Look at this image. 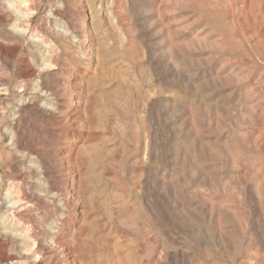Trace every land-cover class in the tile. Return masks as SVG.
Segmentation results:
<instances>
[{"label":"rangeland","instance_id":"374dc122","mask_svg":"<svg viewBox=\"0 0 264 264\" xmlns=\"http://www.w3.org/2000/svg\"><path fill=\"white\" fill-rule=\"evenodd\" d=\"M61 3L0 0V212L17 182L65 264H264V0Z\"/></svg>","mask_w":264,"mask_h":264},{"label":"bare ground","instance_id":"6f19581e","mask_svg":"<svg viewBox=\"0 0 264 264\" xmlns=\"http://www.w3.org/2000/svg\"><path fill=\"white\" fill-rule=\"evenodd\" d=\"M23 1H26V0H6V2L8 4L7 9H9V10L13 9L19 15L26 16V14H24V13L27 12V8H26V10H23L22 5H21V2H23ZM61 1H63V0H53L54 4L51 7V12H50L49 16H56V18H58V17L60 18V16H61V19L63 17H65L63 15L66 13L68 8L66 10V5H62ZM59 3H61V4H59ZM1 4L3 5V2ZM0 14H2V12ZM2 17L3 16L0 15V19ZM43 19H42V21H43ZM3 20H5V18ZM3 23L8 28V30H11L13 32L20 33V34H25V32L28 33V31L25 30V29H27V30L29 29L28 26H27V28L25 27L23 29V30H25V32L21 29L24 27L23 26L24 23H22V20H18V21L17 20H14V21H6L5 20ZM62 28H64V30H62V31L60 30V36H62L63 39H66V41L73 43L75 46H77L78 48H80L84 51V48L86 46L83 47V45H82V39H81V35H80L82 30L76 29L75 27L69 28V26H68V28L62 26ZM57 34H59V32H57ZM73 34H77V35L72 36ZM73 37H76V38H73ZM37 40H39V39L37 38ZM39 41H42L44 45L46 43H48L46 40H39ZM49 46H51V45H49ZM48 48H49L48 51H50V49L52 47H48ZM39 55H41V54H39ZM41 57H43V56H41ZM48 59H50V58H48ZM38 65H39V63H38ZM51 66H52V61L46 59L44 61V63L41 64V62H40V68L38 70L35 69L32 72V76H36L38 80L34 83V88H33V91L31 92V95H34L35 98L44 102V103L41 102V105L47 111H51V109H50L51 106L49 103H51L53 101L52 99L56 98V96L53 94V92H51L50 88L48 87V83L43 79L44 74L50 69ZM19 88H25V87L20 86ZM18 93H20L19 90H18ZM27 99H28V97H26L25 99L23 98V101H27ZM18 114L19 115H16V117H15L16 119L20 118L22 116L21 115L22 113L20 111L18 112ZM33 153L35 156L32 159L37 160V157H38V154L36 155L37 151H34ZM41 169L42 168L40 167V170ZM19 187H20V185H18V183L15 182V183H13V185H11L7 189L8 192H7L6 197H8V199H9L7 201L8 204L7 203L4 204V206L0 212V219H1V216L3 215L2 216L3 218L1 219V222H0V241H1V239H3V240L8 239V240H11L13 242V244H11V247L9 249H8L7 242H3L2 245L0 244V250H1L0 264H45V262H47V260H49L51 257L52 258L58 257L59 259L56 258V260L58 261V264H65V262H67V260H68L67 256H64L63 252H60V251H59L60 253L58 252L57 248H60L61 245H60V243L53 241V239L55 237H53L51 240H48V239L46 240L44 238V236L42 238H40L39 232H42V230H40L41 228L38 229L37 227H33L32 221H33L34 214H33V216L31 215V208H33L32 206L34 205V202H35L34 198L31 199L33 197V195L31 196V198H29L27 195L29 192L26 194V193H24L25 190H23V191H21L22 192L21 194H19V195L14 194V196H13L12 193H14V191ZM43 189H45L44 186H43ZM37 195H38V197L41 198V200L44 197L47 198V195H46V193H44L43 190L40 191ZM40 198H38V199H40ZM53 198H57V193H55L53 195ZM64 200H65V198L59 199L58 203L61 205L64 202ZM36 201H38V200H36ZM36 219H37L36 222L39 223L40 218H36ZM50 227H51V225L49 226V228ZM36 230H38V231H36ZM64 249L62 248V250H64Z\"/></svg>","mask_w":264,"mask_h":264}]
</instances>
